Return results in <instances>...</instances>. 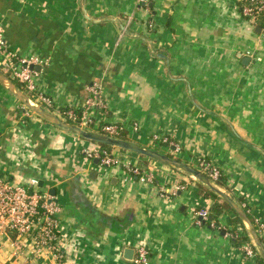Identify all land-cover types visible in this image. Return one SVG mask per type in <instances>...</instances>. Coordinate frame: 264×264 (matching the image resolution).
<instances>
[{"label":"crops","instance_id":"0c3cea01","mask_svg":"<svg viewBox=\"0 0 264 264\" xmlns=\"http://www.w3.org/2000/svg\"><path fill=\"white\" fill-rule=\"evenodd\" d=\"M238 5L0 0V29L8 49L36 60L34 81L52 99L50 111L68 121L64 108H85L95 85L96 103L86 109L97 124L90 131L119 123L122 139L193 168L208 159L221 171L215 185L264 222V36L261 23L244 18ZM5 62L0 51V68ZM0 143V173L14 182L38 179L60 204L66 251L61 263L48 253L34 257L31 244L17 250L14 234H5L0 264H131L125 250L135 256L142 245L152 264H257L226 231L235 225L233 209L219 216L222 231L196 221L195 213L211 210L216 199L200 192L192 174L117 147L111 152L153 180L124 164H97L83 150L99 143L26 115L1 83Z\"/></svg>","mask_w":264,"mask_h":264},{"label":"built area","instance_id":"2783aa9c","mask_svg":"<svg viewBox=\"0 0 264 264\" xmlns=\"http://www.w3.org/2000/svg\"><path fill=\"white\" fill-rule=\"evenodd\" d=\"M240 13L252 24L261 23L262 35L264 36V0H237ZM0 51L6 55L4 72L14 81L23 85V90L31 95L42 106L49 110L53 107L52 99L37 90L34 81V71L31 65L36 63L34 58L26 59L19 56L15 51L8 49L4 41L3 31L0 29ZM91 97L86 102L80 118L77 117L72 109L64 112L66 118L77 122V125L90 130L96 126L93 118L86 115V109L96 103L98 89L95 85L90 87ZM25 114H33L25 106ZM79 120V121H78ZM76 124V123H75ZM133 130H138V124L134 123ZM126 131L124 126L119 123H104L98 125L97 132L113 137L121 138ZM157 142L173 144L168 137L159 138L154 136ZM2 145L0 143V151ZM83 153L91 160L98 159L104 165L124 164V161L113 155L111 151L102 148L99 144L85 148ZM199 169L213 181L220 178L221 171L211 162L203 158L198 160ZM127 170L141 178L142 180H153L150 172L142 171L133 164H124ZM61 210L60 204L49 192L41 190L39 180L30 178L26 181L14 182L8 175L0 173V236L13 233L15 238L13 245L17 250H21L26 244H31V255L39 257L43 253L52 254L59 263L66 257V251L59 239L57 213ZM211 212L207 208H201L196 213L198 223L209 220ZM259 234L264 235V222L256 220ZM242 250L247 258H256L257 253L249 244H244ZM131 264H152L149 250L146 246H139Z\"/></svg>","mask_w":264,"mask_h":264},{"label":"water","instance_id":"95a60500","mask_svg":"<svg viewBox=\"0 0 264 264\" xmlns=\"http://www.w3.org/2000/svg\"><path fill=\"white\" fill-rule=\"evenodd\" d=\"M0 83L11 94H13L16 98H18L19 101L24 106H26L30 111H32L36 115L46 120L53 122L54 124L59 125L60 127L68 129L88 140L97 142L99 144H105L126 151L135 152L137 154L149 157L156 161L179 168L181 170H184L192 174V176H194L196 180L208 186L212 191L216 192L219 196H221L230 205V207L234 210V212L243 220L246 230L253 239V243L256 246V249H258L260 255L264 259V243L256 229L255 224L252 222L251 218L249 217L247 211L236 200L230 197L224 190L218 188L215 185V182L211 178L199 172L197 169L193 168L192 166L168 154L161 153L151 148L143 147L140 144H137L130 140H125L122 138H113L98 132L86 130L74 123L68 122L67 120H63L61 117L57 116L54 112L42 106L31 95L26 93L6 72H4L2 68H0ZM94 162L98 164L99 160L95 159ZM134 253L135 251L132 248H127L125 250V255L130 260H133Z\"/></svg>","mask_w":264,"mask_h":264},{"label":"trees","instance_id":"16d2710c","mask_svg":"<svg viewBox=\"0 0 264 264\" xmlns=\"http://www.w3.org/2000/svg\"><path fill=\"white\" fill-rule=\"evenodd\" d=\"M16 83L23 88L22 84H20L19 82L16 81ZM69 109H72L75 114L77 115L78 118H80L84 108L83 107H79V108H75V107H66L64 108V112H66L67 110ZM68 121L70 122H73V123H76L75 121L71 120V119H68ZM79 121V120H78ZM100 146L104 149H107L109 150V148H112L108 145H105V144H100ZM205 161L207 162H210L208 159L206 158H203ZM205 175V174H204ZM207 176V175H206ZM208 177V176H207ZM222 180V175H220V178L217 180V181H221ZM199 188H200V192L202 194H205V195H211L213 196L216 201L214 203V205L212 206L211 208V214L209 216V220L206 221L205 223L207 225H210L212 226L213 228H217L219 229L220 231L223 230V227L221 225V223L219 222V216L222 214V212L224 210H232V208L230 207V205L221 197L219 196L216 192L212 191L208 186L202 184V183H199ZM243 207L245 208V210L248 211V207L247 205L244 203ZM249 217L251 218L252 222L255 224L256 226V229L258 228V225H257V222H256V219H254L250 214L249 212H247ZM234 226L232 228H228L226 231L228 232V234L230 235V239L232 241V243L235 245V246H239L242 248V246L244 244H249L253 247V249L256 251V249L254 248L255 246L252 244L251 242V237L250 235L247 233V230H246V227H245V224L244 222L242 221V219L236 214L235 218H234ZM241 224L243 226V230L242 231H238L237 228H236V225L237 224ZM262 241H263V237L261 236V234H259ZM256 260H257V264H264V259L263 257L258 254L257 252V256H256Z\"/></svg>","mask_w":264,"mask_h":264},{"label":"rangeland","instance_id":"374dc122","mask_svg":"<svg viewBox=\"0 0 264 264\" xmlns=\"http://www.w3.org/2000/svg\"><path fill=\"white\" fill-rule=\"evenodd\" d=\"M28 109V108H27ZM75 124V123H74ZM77 125V124H76ZM84 129H86V130H88L87 128H84ZM169 138V137H168ZM170 139V138H169ZM171 141H172V139H170ZM174 141V140H173ZM172 141V142H173ZM165 144H167V145H170L171 147H173V146H175L176 144L173 142V144H169V143H165ZM110 147H112V146H110ZM112 148H116V147H112ZM112 148H109V151H111L112 150ZM123 150V149H122ZM126 151V150H125ZM112 154L113 155H115V156H117V157H119V158H121L123 161H125V159L124 158H122V157H120V153H116L115 152V154H114V152L112 151ZM141 169V168H140ZM196 169V168H195ZM197 170L199 171V172H201V173H203L204 174V172L202 171V170H200L199 168H197ZM206 174V173H205ZM194 177V176H193ZM195 178V177H194ZM196 179V178H195ZM215 183L216 182H218V181H214ZM248 233V232H247ZM251 237V236H250ZM252 239V238H251ZM252 244L254 245V243H253V239H252ZM255 246V245H254ZM255 249H256V246L254 247ZM258 252V254H260L259 253V251H258V249H256V253Z\"/></svg>","mask_w":264,"mask_h":264}]
</instances>
